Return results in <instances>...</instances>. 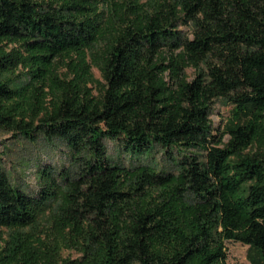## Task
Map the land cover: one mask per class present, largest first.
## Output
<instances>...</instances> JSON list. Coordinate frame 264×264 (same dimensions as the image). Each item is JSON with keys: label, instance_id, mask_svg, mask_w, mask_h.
Returning <instances> with one entry per match:
<instances>
[{"label": "trees", "instance_id": "1", "mask_svg": "<svg viewBox=\"0 0 264 264\" xmlns=\"http://www.w3.org/2000/svg\"><path fill=\"white\" fill-rule=\"evenodd\" d=\"M148 2L109 15L105 0H0V129L60 139L81 166L46 167L32 195L0 164V227L50 208L77 264H224L225 241L264 264V0ZM218 97L232 108L216 132ZM107 141L140 159L112 160ZM154 146L175 172L144 160ZM41 243L0 244V264H51Z\"/></svg>", "mask_w": 264, "mask_h": 264}, {"label": "rangeland", "instance_id": "2", "mask_svg": "<svg viewBox=\"0 0 264 264\" xmlns=\"http://www.w3.org/2000/svg\"><path fill=\"white\" fill-rule=\"evenodd\" d=\"M150 1V0H149ZM132 3L141 4L148 7V0H105L103 6L110 14L114 13L117 8L130 6ZM184 32L189 31L188 26H182ZM98 46H94L90 51V75L87 85L94 86L96 80H101L99 66L101 59L98 54ZM59 73L65 71L64 68L59 69ZM20 73V72H19ZM188 78L194 76L193 69L187 68ZM18 74L16 70L11 74L13 78ZM53 94H57L55 88L52 89ZM52 93L49 94L51 98ZM232 104L223 97L215 98L211 105L210 118L213 127L218 132L227 117L230 114ZM107 153L109 157L124 165H131L140 159L139 156L130 158L115 145L114 142L107 141ZM185 152H178L173 149L171 154L175 158H182ZM156 170L176 171V167L172 164L170 155L159 147H153L144 158ZM0 164L8 175L11 183L25 190L27 193L35 195L39 188V175L43 169L50 167L52 171L66 172L68 177H77L81 166L78 159L74 158L73 152L60 139L47 140L42 134H38L35 140L23 138L16 132L4 131L0 129ZM65 188V187H64ZM51 209H45L33 226L23 228L0 227V244L6 245L33 246L37 239L42 240L40 259L43 256L51 259V264H77L83 260L80 242L75 238L73 231L69 228L62 230L57 221L52 219ZM6 241V242H5ZM5 242V243H4ZM22 247V248H23ZM226 257L224 264H252L250 255L254 254V250L248 245L235 241H225ZM36 258V257H35ZM69 259V263L65 262ZM84 264V263H79Z\"/></svg>", "mask_w": 264, "mask_h": 264}]
</instances>
